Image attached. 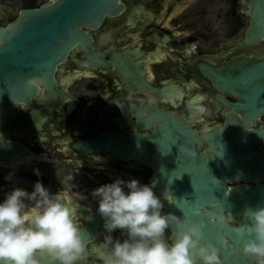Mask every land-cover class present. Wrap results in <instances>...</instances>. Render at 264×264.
Segmentation results:
<instances>
[{"label":"flooded vegetation","instance_id":"af4514ba","mask_svg":"<svg viewBox=\"0 0 264 264\" xmlns=\"http://www.w3.org/2000/svg\"><path fill=\"white\" fill-rule=\"evenodd\" d=\"M54 1L1 0L0 27L16 20L13 13ZM119 3L122 10L117 15L104 17L95 29H83L91 41L76 45L58 66L55 87L62 95L51 96L40 83L34 102L17 108L12 122L0 128V141L19 146L0 153V199L15 186L31 191L37 180L72 198L91 250L88 264H102L105 238L91 191L118 178L148 184L157 177L153 166L85 152L80 145L103 135L154 138L172 127L182 134L194 133L204 154L211 149L204 136L224 128L234 115L241 119L220 101L238 99L219 90L207 72H223L244 57L264 59V41L246 42L250 18L242 0ZM199 94L206 95L209 114L193 119L186 103ZM248 126L263 128L264 114ZM10 174L12 180H6ZM226 185L231 189L250 183ZM163 191L157 185V195ZM172 203L170 199L164 205Z\"/></svg>","mask_w":264,"mask_h":264},{"label":"water","instance_id":"95a60500","mask_svg":"<svg viewBox=\"0 0 264 264\" xmlns=\"http://www.w3.org/2000/svg\"><path fill=\"white\" fill-rule=\"evenodd\" d=\"M242 1L250 18L246 42H263L264 0ZM121 10L119 0H55L13 13L16 20L0 27V128L12 122L17 108L34 102L40 83L51 96L62 95L55 87V73L76 45L91 41L83 29H95L104 17ZM207 74L219 90L238 99L237 103L220 101L241 119L234 115L224 128L204 136L211 148L204 154L194 133L182 134L172 127L161 129L154 138L138 135L120 140L103 135L80 147L153 166L158 185L176 199L165 209L194 222L204 219L205 242L219 248L224 264H252L231 225L248 222L242 215L246 207L264 205V127L252 130L248 126L264 114V59L244 57L223 72ZM8 149L19 146L1 140L0 153ZM237 181L250 185L231 189L226 185ZM197 209L208 215L195 216Z\"/></svg>","mask_w":264,"mask_h":264},{"label":"clouds","instance_id":"9594fccd","mask_svg":"<svg viewBox=\"0 0 264 264\" xmlns=\"http://www.w3.org/2000/svg\"><path fill=\"white\" fill-rule=\"evenodd\" d=\"M206 101L204 94L187 101L191 118L209 114ZM158 183L155 177L148 184L118 178L91 191L104 221L102 264H224L219 248L205 242L204 219L164 212L165 201L176 199L167 189L157 195ZM194 215L208 213L197 209ZM242 215L248 222L233 230L243 253L252 264H264V205L246 207ZM90 254L77 204L65 193L37 180L31 191L15 186L0 199V264H88Z\"/></svg>","mask_w":264,"mask_h":264},{"label":"rangeland","instance_id":"374dc122","mask_svg":"<svg viewBox=\"0 0 264 264\" xmlns=\"http://www.w3.org/2000/svg\"><path fill=\"white\" fill-rule=\"evenodd\" d=\"M41 1H44V0H41ZM0 4H1V0H0ZM19 6V4H17Z\"/></svg>","mask_w":264,"mask_h":264}]
</instances>
